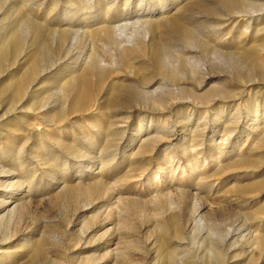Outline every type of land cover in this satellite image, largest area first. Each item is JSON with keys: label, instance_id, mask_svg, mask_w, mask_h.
<instances>
[{"label": "rangeland", "instance_id": "obj_1", "mask_svg": "<svg viewBox=\"0 0 264 264\" xmlns=\"http://www.w3.org/2000/svg\"><path fill=\"white\" fill-rule=\"evenodd\" d=\"M0 264H264V0H0Z\"/></svg>", "mask_w": 264, "mask_h": 264}, {"label": "bare ground", "instance_id": "obj_2", "mask_svg": "<svg viewBox=\"0 0 264 264\" xmlns=\"http://www.w3.org/2000/svg\"><path fill=\"white\" fill-rule=\"evenodd\" d=\"M234 1V0H233ZM200 2V1H199ZM222 2V1H221ZM229 2V1H228ZM241 2V1H240ZM226 3H227V1H226ZM242 3V2H241ZM226 6V5H225ZM241 7H243L242 5H241ZM246 7V6H245ZM232 8V7H231ZM228 9V8H227ZM244 9V8H243ZM235 10V9H234ZM227 12V11H226ZM242 12V11H241ZM249 12V11H248ZM235 13V12H234ZM240 13V12H239ZM220 15H222V14H220ZM230 15V14H229ZM233 15V14H232ZM237 15H238V13H237ZM123 16V15H122ZM226 16V15H225ZM179 17V16H178ZM177 17V18H178ZM190 18V17H189ZM188 19V18H187ZM193 22V21H192ZM113 23V22H112ZM187 23V22H186ZM190 23V22H189ZM194 23V22H193ZM192 23V24H193ZM120 24H122V23H120ZM184 25H186L185 23H184ZM183 25V26H184ZM124 30H125V27L123 26V25H118V26H115V27H113L112 29H110V30H100V35L102 36V38H107V40L105 41V39L103 40V41H105V42H107L108 41V44H105V43H101V46H102V50L103 51H107L108 49H120L121 47H122V43L123 42H125L124 43V45L125 46H128L129 44L128 43H130L131 41H130V39L126 36V33L124 32ZM194 30V29H193ZM193 32V31H192ZM200 33V32H199ZM146 35V34H145ZM91 38V37H90ZM140 38V37H139ZM141 40V39H140ZM73 41H75V39H73ZM222 41V40H221ZM142 42V41H141ZM126 43H127V45H126ZM187 47H192V49L194 48V43L192 42V41H190V42H187ZM202 45H204V44H202ZM214 45V44H213ZM161 46V45H160ZM132 47V46H131ZM186 47V45L185 46H182V49L180 50V49H178V51L180 50V51H183V49L184 48H187ZM125 48V47H124ZM127 50L129 49V48H126ZM163 49V48H162ZM161 49V50H162ZM124 50V49H123ZM112 51V50H111ZM185 51V50H184ZM101 52V51H100ZM110 52V51H109ZM119 52V51H118ZM117 52V53H118ZM117 53H115L114 55H116ZM161 53H162V51H161ZM113 54V53H112ZM121 54H123V53H121ZM120 54V55H121ZM106 55V54H105ZM109 55V54H108ZM114 55H112V57H114ZM119 55V54H118ZM130 57V56H129ZM115 58H116V56H115ZM125 58V57H124ZM171 58V57H170ZM187 59V58H186ZM117 60V59H116ZM189 61V60H188ZM87 66H86V69H85V71H88V72H90V73H92L93 74V79L95 80V82H100V81H102L103 79H104V77H105V71L103 70L105 67V65L106 64H104V60H103V58H102V56L100 55V54H98L97 52H96V50H94L93 51V53L92 54H90L89 55V57H88V60H87ZM186 62V61H185ZM157 63V62H156ZM174 65V64H173ZM176 67V66H175ZM178 68H180V67H178ZM119 71V70H118ZM183 75V74H182ZM141 81V80H140ZM161 81H162V79H161ZM143 82V81H142ZM169 82V81H168ZM182 82H183V80H182ZM74 83V82H73ZM88 83V82H87ZM179 83H181L180 82V80H179ZM162 85V84H161ZM159 87V86H158ZM167 87L166 86H162V87H160L159 89L160 90H162V91H171L172 92V90H168V89H166ZM169 88V87H168ZM172 89H174V88H172ZM146 90V89H145ZM126 93H127V91H126ZM157 93V89L156 90H153V91H145V92H143V94H144V97L145 96H148V95H153V94H156ZM14 94H19V93H14ZM110 96V95H109ZM126 97H127V95H126ZM130 97V96H129ZM117 98V97H116ZM123 99H124V97H123ZM34 100V99H33ZM108 100V99H107ZM74 104V103H73ZM71 109H73V108H71ZM10 211V210H9ZM10 214V213H9ZM4 233V232H3ZM230 233H228V235H229ZM3 236H1L2 237V240L1 241H7V240H9V239H11L12 238V234H8V233H4V234H2ZM227 239V238H226ZM226 239H224V240H226ZM40 245L39 244H37L36 245V248H37V250H36V254H38V252H39V250L41 249L40 247H39ZM219 246V245H218ZM218 246L217 247H215L216 249H214V248H208V253H210L211 255H212V257H213V259H214V261L216 262V261H218L219 260V256H218ZM220 250V249H219ZM221 252V251H220ZM31 257H33V255L31 256Z\"/></svg>", "mask_w": 264, "mask_h": 264}, {"label": "crops", "instance_id": "obj_3", "mask_svg": "<svg viewBox=\"0 0 264 264\" xmlns=\"http://www.w3.org/2000/svg\"><path fill=\"white\" fill-rule=\"evenodd\" d=\"M18 51V50H17Z\"/></svg>", "mask_w": 264, "mask_h": 264}]
</instances>
